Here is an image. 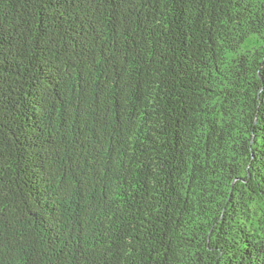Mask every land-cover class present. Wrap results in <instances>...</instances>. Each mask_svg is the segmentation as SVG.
I'll use <instances>...</instances> for the list:
<instances>
[{
    "label": "trees",
    "instance_id": "16d2710c",
    "mask_svg": "<svg viewBox=\"0 0 264 264\" xmlns=\"http://www.w3.org/2000/svg\"><path fill=\"white\" fill-rule=\"evenodd\" d=\"M0 264H264V0H0Z\"/></svg>",
    "mask_w": 264,
    "mask_h": 264
}]
</instances>
